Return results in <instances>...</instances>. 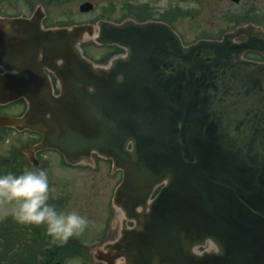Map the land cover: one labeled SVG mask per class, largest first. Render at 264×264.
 Segmentation results:
<instances>
[{
    "label": "water",
    "instance_id": "1",
    "mask_svg": "<svg viewBox=\"0 0 264 264\" xmlns=\"http://www.w3.org/2000/svg\"><path fill=\"white\" fill-rule=\"evenodd\" d=\"M43 18L41 7L0 17V106L26 103L0 127L42 136L30 161L52 148L70 164L96 154L122 171L119 233L88 249L93 260L264 264V61L243 58L264 57V31L247 24L185 46L161 22L43 29ZM87 39L124 53L94 64L79 47Z\"/></svg>",
    "mask_w": 264,
    "mask_h": 264
},
{
    "label": "rangeland",
    "instance_id": "2",
    "mask_svg": "<svg viewBox=\"0 0 264 264\" xmlns=\"http://www.w3.org/2000/svg\"><path fill=\"white\" fill-rule=\"evenodd\" d=\"M44 3L47 0H35ZM179 7V21L175 28L178 34L183 38L184 42H192L196 39L207 38L209 36L216 37L220 32L230 29L233 22L229 21L228 15H231V10H214L210 5L201 1L197 3L196 0H175ZM83 2H91L93 9L89 12L81 13L79 6ZM39 2L34 3V0H1L0 1V14L5 16H24L27 17L38 6ZM146 5L154 8H166L170 6V0H50L48 9L44 6L47 13V23H61L71 19L75 25L86 24L95 22L100 18H110L112 20L122 19L124 15H128L127 10L134 19H145L148 17ZM101 16V17H100ZM155 18V16H152ZM138 21V20H136ZM220 31V32H219ZM86 56L94 61L101 59L102 56L112 51L110 47L98 46L87 39L81 46ZM111 56V55H110ZM2 108V109H1ZM25 108L24 104H8L0 107V116H11L20 113ZM33 137L30 134H18L16 131L10 129H0V175L9 173L6 171L11 168L12 164H21L22 158L19 153L21 146L30 144V139ZM47 166H51L58 176L67 182L75 176L80 177L79 180L72 181L71 185L66 187L65 193H59L58 189L50 191V198L53 201L61 199L63 204L59 206L63 209L61 212L67 213L76 211L81 216L87 217L88 226L78 236H74L84 246L71 247L60 249L67 251L66 254H60V258L55 262L59 264H99L95 263L87 247L96 242L104 236L105 226L109 219V210L107 209V194L108 187L112 183L108 173L110 163L106 161H99L97 168L100 170L95 172L94 169L89 167H65L55 169V166H63L61 159L58 155L52 152H46ZM44 157V155H43ZM22 165L19 167L20 172L29 171ZM59 187V186H58ZM51 190V189H50ZM66 196V198L64 197ZM52 204V201H48ZM70 204V206H68ZM106 205V206H105ZM58 210L59 208L56 207ZM13 218V219H12ZM10 219L12 228L18 226V231L10 234L15 236L17 241L14 247L15 253L12 254L8 260V264H47V258L50 260L49 255L56 252V249H48L47 245L52 246L53 241L47 234L46 225H27L17 223L11 214V208L7 207L0 209V220ZM45 238V239H44ZM48 238V240H47ZM5 236L2 237L0 245L4 244ZM24 243L23 257L18 255L19 247ZM2 247H0V258L2 255ZM11 261V262H10ZM28 262V263H27ZM0 264L2 262L0 261ZM54 264V263H51Z\"/></svg>",
    "mask_w": 264,
    "mask_h": 264
},
{
    "label": "flooded vegetation",
    "instance_id": "3",
    "mask_svg": "<svg viewBox=\"0 0 264 264\" xmlns=\"http://www.w3.org/2000/svg\"><path fill=\"white\" fill-rule=\"evenodd\" d=\"M201 1H204L206 4L208 3L210 5V7L213 5L212 8L214 10H231V11H233L231 15H228L229 21L233 22V25L237 22L238 23L251 22L252 24H254L256 26L264 27V0H196L197 3H200ZM48 3H50V0H47V2H46V5H45L46 10L48 9V7H47ZM170 3L171 4L169 7L154 8V9H152L149 6L140 4V7H142V6L145 7L147 9V12H148V15H147L148 17H145V19H143V20H155V21L164 22V23H167L168 25H170L174 30L177 31L175 26L177 25V23L179 21V7H178V4L175 0H170ZM31 14L32 13H30L28 16H30ZM0 15L2 16V14H0ZM17 16H19V15H17ZM152 16H155V18H152ZM126 17H128V16H126ZM129 17H133V16L130 15ZM46 18H47V13H46V17L42 21L44 28L73 25V23L71 22L72 21L71 19H69L66 22L52 24V23H47ZM221 34H222V32H220L219 35H217L216 37H212V36H209V37L218 38V37H220ZM116 54H119V52L111 51V52H109V54H107V56L105 54V56H102L101 59H98V60L94 59V61L98 62V63H106L110 57H112L113 55H116ZM250 57L252 59H255V60H261V57L256 55V54H252V55H250ZM43 71H44V73H46L49 76L50 82H51L53 90H54V93L58 94V83H57L56 77L54 76V74H52L50 71H48L46 69H44ZM3 73H4V70L0 66V75ZM24 109L16 115L20 116L24 112ZM17 133L18 134H20V133L25 134L26 133V134H30L33 136L30 139V142H31L30 144H26V145H23L20 147V150L22 152H26L27 151L26 149L28 148V146H32V145L38 143L41 139L40 135H38L35 132L23 131V132H17ZM20 150H19V152L22 155ZM46 152H52V153H55V155H58L57 152H55L54 150H51V149L39 151L35 154V159L37 160V162L32 163V164H28L25 161L24 155H22V157H23V158L21 157L22 163L21 164H13L12 174H16V175L21 174L22 172L19 171V167H21L22 165H25L23 167H26V169H28L29 171H41L42 170L47 174L50 189H53V188L58 189L60 194L65 193V189L63 188V190H61V187L62 186L66 187L67 185H70L72 183V181L79 180L80 177L75 176L73 179L69 180L68 182L66 180H63L62 178H60L58 176V173L54 172V169H52L51 166L50 167L47 166V157L45 158ZM43 155H44V157H43ZM59 158L62 160V158L60 156H59ZM61 163L63 164V166H60V165L55 166V169H57V170L59 168L65 169V167L77 169L76 167H82V166L67 165L66 163L63 162V160L61 161ZM94 170H95V172L100 170L99 168H97V163H96V168ZM108 175H109L110 179L112 180V183L110 185L106 184L109 191L107 194V202H106L107 206L106 205L105 206L109 210V216H113L114 211L111 208V199L113 196L114 189L118 185V183L121 179V172L112 171L111 166H110ZM64 197L66 198V196H64ZM49 200L52 201L51 205L58 212H61V210L63 209V206L60 207L59 205L63 204L61 202L62 200L61 199H57L56 201H53L52 199H49ZM68 206H70V204ZM56 207H58L59 210ZM108 223H109V221H108ZM108 223H107V231H105L104 236L113 238V237H115L117 230L116 229H110ZM105 228H106V226H105ZM17 231H18V229H16L15 232H17ZM16 235H18V234L16 233L14 235L13 239H15ZM47 240H48V238H47ZM76 241H78L77 238H70L67 241V243H65V244L61 245L59 243H53L52 246L47 245V248L58 250L61 248H71V247H73V248L78 247L79 248V247L84 246L82 243L76 242ZM99 241H100V239H98L96 242H99ZM23 246H24V243L21 244V247H23Z\"/></svg>",
    "mask_w": 264,
    "mask_h": 264
},
{
    "label": "clouds",
    "instance_id": "4",
    "mask_svg": "<svg viewBox=\"0 0 264 264\" xmlns=\"http://www.w3.org/2000/svg\"><path fill=\"white\" fill-rule=\"evenodd\" d=\"M50 190L44 171H24L0 175V209L11 208L17 223L46 225L53 243L65 244L88 226L87 217L76 211L58 212L48 203Z\"/></svg>",
    "mask_w": 264,
    "mask_h": 264
},
{
    "label": "trees",
    "instance_id": "5",
    "mask_svg": "<svg viewBox=\"0 0 264 264\" xmlns=\"http://www.w3.org/2000/svg\"><path fill=\"white\" fill-rule=\"evenodd\" d=\"M10 222H11L10 219H8L5 222H3V224L0 223V235H4L5 236L4 244L0 245V247H2V245H4V247L2 248L3 249L2 250V255H1V258H0V261L2 262V264H8L9 258H11V256H13L12 254L15 253L14 247H16V245H17V242L13 238H11V240L9 239V237H11L10 231H12V233H14V231H15V228L14 227L12 228L13 224H10ZM61 249H66V248H61ZM22 250H24V248L23 247H19V250L17 251L19 256L23 255ZM66 252L67 251L60 250V254H62V255L66 254ZM60 254L57 253V250H56V252L51 253L49 255L50 260L47 258V260H46L47 262L46 263L47 264H51V263L55 262L57 259L60 258Z\"/></svg>",
    "mask_w": 264,
    "mask_h": 264
}]
</instances>
